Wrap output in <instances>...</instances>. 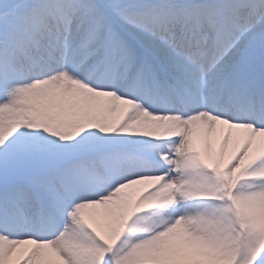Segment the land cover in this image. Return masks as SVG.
<instances>
[{"label": "snow or ice", "instance_id": "snow-or-ice-1", "mask_svg": "<svg viewBox=\"0 0 264 264\" xmlns=\"http://www.w3.org/2000/svg\"><path fill=\"white\" fill-rule=\"evenodd\" d=\"M0 264H264V0H0Z\"/></svg>", "mask_w": 264, "mask_h": 264}]
</instances>
